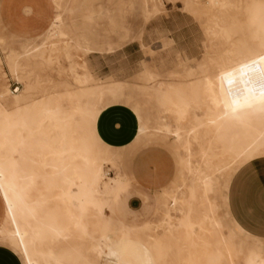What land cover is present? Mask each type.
I'll return each mask as SVG.
<instances>
[{
	"label": "bare ground",
	"instance_id": "6f19581e",
	"mask_svg": "<svg viewBox=\"0 0 264 264\" xmlns=\"http://www.w3.org/2000/svg\"><path fill=\"white\" fill-rule=\"evenodd\" d=\"M148 1L153 3L151 13L161 11V1L142 0L146 7ZM207 5L220 10L235 6L243 14L226 26L215 22L220 36L230 45L223 81L214 90L215 100L210 102L199 84L182 89L160 84L153 89L165 114L155 133L172 137L183 157L175 191L166 187L154 194L163 209V233L168 234L162 244L172 243L177 248L179 264H236L239 260L240 264H264L263 246L246 248L234 231L223 233L217 206L208 198L215 188L209 172L224 173L229 162L264 154V0H207ZM39 49L24 44L19 54L10 51L6 56L9 74L23 87L12 96L10 109L2 104L10 92L0 86V198L10 226L7 242L22 264H100L102 259L111 260L107 251L110 243L116 246L118 264H137L133 256L125 260L133 239H142L147 254L138 257L140 263L166 262V250L161 249L155 258L149 255L154 237L145 238L144 233L150 226L121 224L111 230L100 219L107 207L97 197L102 166H114L123 159L128 167L129 158L128 152H121L125 148L114 150L97 138L95 107L82 100L115 96L114 88L85 87L89 79L77 77L75 82L81 88L76 91L34 98L35 86L24 81L17 59L33 57ZM62 97L70 101L67 108L60 103ZM133 111L139 138L147 128L137 108ZM195 143L197 155L192 150ZM195 155L204 169L192 166ZM185 173L192 177L186 190L181 183ZM127 180L130 182L129 175ZM122 183L119 178L110 179L105 193L115 192ZM54 189L62 208L48 206ZM91 211L98 216L97 223L102 221L100 242L92 237L96 223L89 219Z\"/></svg>",
	"mask_w": 264,
	"mask_h": 264
},
{
	"label": "rangeland",
	"instance_id": "374dc122",
	"mask_svg": "<svg viewBox=\"0 0 264 264\" xmlns=\"http://www.w3.org/2000/svg\"><path fill=\"white\" fill-rule=\"evenodd\" d=\"M161 2V11L153 14L150 12L153 3L148 1L146 7L142 0H0V77L2 73L5 74L0 78V86L10 92L7 102H2L10 109L12 96L20 93L23 87L9 74L6 56L10 51L19 54L21 46L28 44L40 48L39 51L33 57L19 56L17 62L24 81L35 86L34 98L76 91L81 88L75 82L77 77L89 79L85 87L114 88L115 96L105 95L101 99L91 96L82 100L95 107V131L97 116L107 107L122 104L134 114L133 108H137L147 130L135 144L133 142L127 150L121 151L122 154L130 151L134 155L139 150H147L161 155L169 163L172 157L175 174L172 182L161 189L138 188L132 194L134 184L124 160L118 159L114 166L103 164L98 197L106 201L107 207L100 219L106 221L111 230L121 224L128 227L150 226L144 233L145 238L147 235L154 237L148 248L149 255L155 258L161 249L166 250L167 255L166 262L154 261L153 264H179L177 248L172 243L162 244L168 234L163 233V209L157 205L153 193L166 187L170 192L175 191L183 157L172 137L155 133L157 124L165 114L153 95V89L160 84L163 88L172 85L178 89L199 84L206 91L207 98L210 96L208 100L213 102L216 98L214 90L223 81L221 74L228 65L227 52L230 49V45L220 36V28L215 26V22L226 26L233 19L240 20L243 14L235 6L226 10L210 9L207 0ZM28 5L33 7L32 11L26 10ZM219 13L221 16H218ZM52 17L50 28L41 35L21 39L15 34L38 27L44 30ZM56 18L59 23H56ZM235 37L238 39L239 36ZM235 37L233 40H236ZM14 87H18L17 93H12ZM67 100L62 97L60 101L65 108L70 104ZM192 150L195 154L198 152L196 143L192 144ZM196 155L192 159V166L204 169ZM251 159L248 157L229 162L224 173L209 172L215 181V188L208 198L217 206L216 216L224 227L223 233L234 231L246 248L254 245L264 247V158L247 165ZM118 178L123 182L121 186L115 192L105 193V184L110 179ZM232 178L234 181L230 184ZM191 179L185 173L181 181L184 190L188 189ZM37 187L40 188V184ZM57 193V189L52 191L48 206L63 207ZM1 203L0 249L9 252L15 264H22L21 258L7 242L6 233L10 231V226ZM89 215V219L96 223L95 229L92 228L93 240L100 242L102 221L97 223L98 216L93 211ZM107 216L118 218L121 224L114 223ZM205 237L208 238L207 235ZM140 241L142 239H133L132 243L145 251ZM107 251L111 255L110 261L118 264L116 246L108 244ZM131 258L127 254L125 260Z\"/></svg>",
	"mask_w": 264,
	"mask_h": 264
},
{
	"label": "crops",
	"instance_id": "0c3cea01",
	"mask_svg": "<svg viewBox=\"0 0 264 264\" xmlns=\"http://www.w3.org/2000/svg\"><path fill=\"white\" fill-rule=\"evenodd\" d=\"M25 8L28 11H32L33 7L31 5H28ZM53 17L50 19L47 27L44 30L41 29V27H38L30 31H22L15 34L18 35L21 39H24L25 37L30 38L35 37L37 35H41L48 29ZM137 129L138 121L135 114L131 111L129 107L122 104H114L107 107L100 113L96 121V133L99 139L105 145L107 144L108 147L116 150H123L124 148V150H127L133 142L135 144L139 139L136 135ZM128 158L130 173L129 175L133 180L132 184H134L131 187L132 194L138 188H142L145 190L151 188L161 189L168 185V183L172 182L171 180L173 179L175 174V166L172 162V157L171 162L169 163L165 158H163L161 155H158L157 153L147 150H139L134 155H132V153L128 151ZM260 158H264V154L252 157L249 164L247 165L253 164L256 161L261 160ZM233 179L234 178H232V180L230 181V184L233 183ZM156 189L152 191H155ZM156 192H154L153 194H155ZM99 199L105 201L102 198ZM2 216L0 217V220ZM107 217L113 219L115 223L121 224L118 218H115L113 216ZM11 250L16 255H18L13 249ZM128 253L130 256H133V258H135L137 264H142L139 262L138 257L142 256L144 258L147 256L145 251L141 250L138 245L132 242L130 245V251ZM0 264H15L14 257L9 252L0 249ZM100 264L114 263L108 261L107 259H102L100 261Z\"/></svg>",
	"mask_w": 264,
	"mask_h": 264
},
{
	"label": "built area",
	"instance_id": "2783aa9c",
	"mask_svg": "<svg viewBox=\"0 0 264 264\" xmlns=\"http://www.w3.org/2000/svg\"><path fill=\"white\" fill-rule=\"evenodd\" d=\"M152 1H154V2H158V1H162V0H152ZM18 91V87H14L13 89H12V93H16Z\"/></svg>",
	"mask_w": 264,
	"mask_h": 264
}]
</instances>
